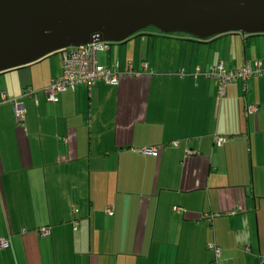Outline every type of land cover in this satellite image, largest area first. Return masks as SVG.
Segmentation results:
<instances>
[{"label":"crops","instance_id":"obj_1","mask_svg":"<svg viewBox=\"0 0 264 264\" xmlns=\"http://www.w3.org/2000/svg\"><path fill=\"white\" fill-rule=\"evenodd\" d=\"M130 41L97 54L116 85L56 103L60 54L0 74V264H261L264 75L220 98L200 72L264 69V36Z\"/></svg>","mask_w":264,"mask_h":264},{"label":"water","instance_id":"obj_2","mask_svg":"<svg viewBox=\"0 0 264 264\" xmlns=\"http://www.w3.org/2000/svg\"><path fill=\"white\" fill-rule=\"evenodd\" d=\"M148 27L199 43L264 36V0H0V74L68 48L122 44Z\"/></svg>","mask_w":264,"mask_h":264},{"label":"built area","instance_id":"obj_3","mask_svg":"<svg viewBox=\"0 0 264 264\" xmlns=\"http://www.w3.org/2000/svg\"><path fill=\"white\" fill-rule=\"evenodd\" d=\"M110 45L108 43H94L80 48H68L60 52L61 55V73L58 77L51 80L50 84L43 90L46 99L51 103L58 101V96L68 91L74 90L77 86L83 85L87 89L95 86L99 82H106L112 85H116L118 82V74L112 73L106 68H102L97 64V54L99 52H106L109 50ZM145 68V65L143 66ZM200 70L196 69L195 73H199ZM202 75L214 80L217 83L218 97H224L226 88L233 82L248 80L264 75V69L259 68L257 64L256 69H252L248 63H245L238 70L227 71L221 64L210 68L208 72H200ZM34 91L31 88H27L24 92V96L30 97L34 95ZM8 101L6 93L0 92V103ZM14 105V116L18 123H23L24 110L22 105L17 99L11 100ZM257 112L256 106H248L246 114L253 115ZM216 145L220 146L223 143L222 138L215 139ZM147 152H153L148 150ZM176 208V212H178ZM183 212V211H182ZM108 216H112L113 212L109 209L105 211ZM204 221L208 220L206 218ZM76 226V224H75ZM46 229H40L41 235L47 234ZM9 245L7 239L0 240V248L6 249ZM208 249L214 253L216 259L220 258V249L214 245L208 246ZM264 264V259L262 263Z\"/></svg>","mask_w":264,"mask_h":264},{"label":"rangeland","instance_id":"obj_4","mask_svg":"<svg viewBox=\"0 0 264 264\" xmlns=\"http://www.w3.org/2000/svg\"><path fill=\"white\" fill-rule=\"evenodd\" d=\"M140 37H154V38H158V37H165V38H176V39H180V38H191V36L185 34V33H180V32H175V33H171L168 35H163L162 33H160L157 29L153 28V27H148L147 29L143 30L141 33L131 37L128 41L130 42H135V40H137V38ZM192 39V38H191ZM118 44H112L111 46H117ZM52 56H56V55H52ZM49 58V57H47ZM101 60V57H100Z\"/></svg>","mask_w":264,"mask_h":264},{"label":"trees","instance_id":"obj_5","mask_svg":"<svg viewBox=\"0 0 264 264\" xmlns=\"http://www.w3.org/2000/svg\"><path fill=\"white\" fill-rule=\"evenodd\" d=\"M110 46L112 45V44H109ZM110 48V47H109ZM66 93V92H65Z\"/></svg>","mask_w":264,"mask_h":264}]
</instances>
